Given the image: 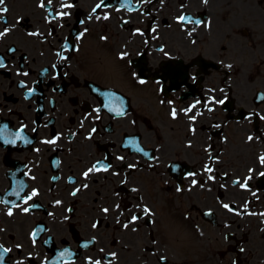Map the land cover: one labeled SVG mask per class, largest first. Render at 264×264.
I'll return each mask as SVG.
<instances>
[{
    "label": "flooded vegetation",
    "instance_id": "af4514ba",
    "mask_svg": "<svg viewBox=\"0 0 264 264\" xmlns=\"http://www.w3.org/2000/svg\"><path fill=\"white\" fill-rule=\"evenodd\" d=\"M41 3L0 5L6 264H264V0H51L61 18ZM234 75L246 94L221 104ZM153 94L177 111L165 143Z\"/></svg>",
    "mask_w": 264,
    "mask_h": 264
},
{
    "label": "snow or ice",
    "instance_id": "6c2138e0",
    "mask_svg": "<svg viewBox=\"0 0 264 264\" xmlns=\"http://www.w3.org/2000/svg\"><path fill=\"white\" fill-rule=\"evenodd\" d=\"M204 2L207 3V0H204ZM4 3H5V0H0V5H2V4H4ZM48 3L51 4V0H48ZM102 4H103V0H101V3H99V4L96 5V7L93 9V12H95L96 9L101 8ZM45 6H46V5H45L44 3H41V4H40V7H45ZM63 7L70 8V7H72V5H71V4H66V5H63ZM0 11H2V12H6V11H7V8L0 9ZM59 15H60L61 17H63V16L68 15V13H67V12H61V13H59ZM103 18H104V19H108V16L105 15ZM97 19H99V17H97ZM178 20H179L180 22H186V21H191V18L182 15V16H180V17L178 18ZM194 23H196L197 25H199L201 22H200L199 20H196V21H194ZM7 31H8V29H5L3 32H0V36L5 35V34L7 33ZM29 35H36V33H29ZM81 35H82V34H81ZM102 39H106V38H105V37H102ZM162 50H163V49H161V51H162ZM125 55H126V53H122V54H121V59H123V57H124ZM0 66H3V65L0 64ZM229 67H231V66L229 65ZM25 75H27V73H25ZM133 75L135 76V73H134ZM139 83H140V84H144V83H146V81H144V80L141 79V80H139ZM169 103H171V101H169ZM198 103H199V102H198ZM219 103L223 104L224 101L221 100V101H219ZM194 107H195V105H192L191 107H189L188 109H186V110H185L186 114H187V112H191V111H192V108H194ZM121 114H123V113H121ZM171 115H172V117H173L174 119L176 118V116H177V111H176V109H172ZM191 119H192V120H195V116L191 117ZM93 131H95V129H93ZM248 139L251 141V140L253 139V137H252V136H249ZM55 142H56L55 139L50 140V141H44V143H50V144H51V143H55ZM120 159H122V158H120ZM260 160H261L262 163H264V156L260 157ZM130 167H132V166H130ZM107 170H108L107 167H105V168L103 169V171H107ZM205 170H206V171H209V172L212 171V169L207 168V167H206ZM93 171H101V169H100V168H97L96 166H93V168H89L88 171L84 173V176L87 177V176L89 175V173H91V172H93ZM250 171H251V170H250ZM189 175H195V174H194V173H189ZM261 175H264V173H262ZM209 179H214V177L209 176ZM192 183H193V185H196V184H197V181H196V180H193ZM246 186H247V185H246V182H245V184H242V185H241V187H246ZM84 187H87V185H85ZM77 191H79V189H77ZM133 191H135V189H133ZM177 191H180V189L177 188ZM72 194L75 195L76 193L73 192ZM17 195H18V194H17ZM36 195H38V193L34 190V191L31 193V195H29V196L27 197V199L24 201V203H27L29 200L32 199V197H34V196H36ZM56 203L59 204L60 201H57ZM13 206L15 207V206H18V205H13ZM224 207H225L226 209H228L229 211H233V209H231V208L229 207V205H227V204H225ZM23 211H24L25 213H27V212L29 211V208L25 207V208L23 209ZM103 211H104L105 213H107V212H108V209L105 208V209H103ZM143 213H144V215H146V216H150V215L153 214V213L151 212V209H149V208L146 207V206L143 208ZM237 214H238V213H237ZM7 215H9V216L13 215L11 209H9V211L7 212ZM262 215H264V214H262ZM139 218H140V217H138V216H136V215H133L132 218H131V221H130V222H135V221L138 220ZM93 227H96V225L94 224ZM124 227L127 228V227H128V224H125ZM32 235H33V243L35 244V235H36V233L33 232ZM17 247H20V246L17 245ZM241 251H243V250H241ZM9 252H11V249L3 248V246H0V264H4V254H5V253H9ZM112 255L114 256L115 254L113 253ZM160 259L163 261L165 258H164V257H161ZM20 264H23V262H20ZM95 264H101V262H100L99 260H97V261H95Z\"/></svg>",
    "mask_w": 264,
    "mask_h": 264
}]
</instances>
